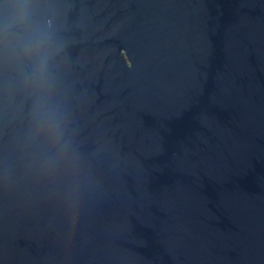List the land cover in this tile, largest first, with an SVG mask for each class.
Returning <instances> with one entry per match:
<instances>
[{
	"label": "water",
	"instance_id": "1",
	"mask_svg": "<svg viewBox=\"0 0 264 264\" xmlns=\"http://www.w3.org/2000/svg\"><path fill=\"white\" fill-rule=\"evenodd\" d=\"M24 6L5 30L0 0V264H264V0Z\"/></svg>",
	"mask_w": 264,
	"mask_h": 264
},
{
	"label": "clouds",
	"instance_id": "2",
	"mask_svg": "<svg viewBox=\"0 0 264 264\" xmlns=\"http://www.w3.org/2000/svg\"><path fill=\"white\" fill-rule=\"evenodd\" d=\"M25 3L26 0H21V7L11 20L4 23L3 27L5 30L28 24L29 12L24 6ZM15 50L21 61V77L24 84L40 90L41 100H44L47 91L54 83L50 71V34L39 25L28 27L17 37ZM45 130L54 143H59L61 133L55 121L46 122Z\"/></svg>",
	"mask_w": 264,
	"mask_h": 264
}]
</instances>
